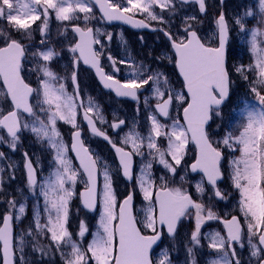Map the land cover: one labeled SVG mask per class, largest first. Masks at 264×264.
Wrapping results in <instances>:
<instances>
[{
	"label": "snow or ice",
	"instance_id": "snow-or-ice-1",
	"mask_svg": "<svg viewBox=\"0 0 264 264\" xmlns=\"http://www.w3.org/2000/svg\"><path fill=\"white\" fill-rule=\"evenodd\" d=\"M193 2L198 3L200 13H206V0ZM179 3L187 4L189 0H179ZM220 3L223 5V0H220ZM92 5L99 6L103 18L107 21H123L134 27L149 26L144 20L134 19L136 14H143L147 19L164 23L163 16L154 12L156 5L161 9L175 10L173 0H30V3L24 4H18V0L17 3H14V0H0V20L6 22L4 27H0V79L6 88L5 96L11 98L12 105V110L0 113V129L6 130L9 138L6 141L4 136H0V142L7 143L15 150L20 142V134L28 130L40 143L46 142L48 148L55 151L53 158L55 169L41 180L37 179L36 165L40 163L39 158H36L34 163L27 152L23 153L28 188L33 192L39 188V195L44 199L43 211L47 214L46 222L42 224L40 211L35 212V235L50 234V239L55 243L57 250L70 248L69 252L61 251L64 264H91L93 260L95 264H154L151 251L161 240L162 227L166 226L169 236L176 237L182 219L191 215L194 209L195 226L190 235L193 247L187 249L188 254L192 255L194 247L201 244L202 225L207 221L219 219L212 207L197 202L180 187H169L166 176H160L158 178L160 183L157 185L151 173V160L142 165L140 175L135 177L143 199L148 201L143 209V219L138 220L133 214V192H129L119 202V211H116L117 194L112 186L109 168L106 162L102 163L98 156H94L89 148L85 147L76 123L78 109L76 98L80 94L79 85L76 83V70L82 61L83 64L96 69L104 87L114 90L116 96L138 101L140 90L145 86H151L152 96L157 100L153 114L149 116L151 125L147 137H142L133 129L123 138V144L130 143L132 151H126L125 147H117L104 131L96 127V121L104 123V118L99 105L91 97L87 106L82 102L79 104V107L85 109L83 118L93 134L108 140L115 148L122 174L129 180L133 179L132 158L134 155H144L142 147L145 140L149 156L158 157V162L173 175L177 174V167L181 165L186 147L191 140L198 150L191 170L203 173L201 180L196 184V191L203 195L206 183L213 190L215 197L223 199V193L217 187L218 182L223 179L220 146L238 148L240 156L232 161L231 179L234 187L241 193L240 210L244 213L246 222L247 245L251 250L250 262L255 258L256 264H264V0H253V3L244 5L245 11L237 14L233 20L240 33L250 35L247 43L253 62L248 65L229 66L227 48L230 41V25L223 10L215 20L213 40L198 35L194 26L197 22L196 16L185 18V34L182 37L165 31L164 34L171 41V48L175 51L173 62L183 78L182 89L179 91L162 72L156 71L144 78L149 69L141 71L139 66L134 68L124 82L116 79L115 75L105 73L100 66L99 53L93 48L94 44L100 43L94 37L93 28L81 27L79 23L74 22L78 21L79 14L83 13V21L87 25L94 18ZM52 13L57 21L69 22L72 31L78 36L75 43L70 44L68 48L72 53L71 80L75 86L74 95L67 93L64 84L57 87L52 83L62 79L49 66L54 59L60 57V52L54 47H49L47 39L40 42L44 50L37 48L31 53L33 59L43 62L37 65V71L43 74L39 87L33 89L21 76L22 61L26 58L28 49L34 47L22 41L25 39L31 41L32 24L36 21H41L37 27L41 35L47 37ZM248 17L257 21L255 26L247 27ZM17 34L20 35L19 39L16 38ZM107 35L111 39V34ZM109 60L112 61L114 72H119V69L115 68L117 61L111 56ZM118 63L125 64L126 61L120 60ZM233 70L248 82L249 91L254 95L255 102L247 98L242 100L244 108L241 111L245 122L239 125V135L227 131L221 139L213 140L211 136L215 133H210L209 122L214 117L222 119L221 109L231 94ZM41 89L43 104L48 106L40 107V113H43L45 118H41L29 103L32 93L34 91L39 93ZM183 89L187 90L186 93ZM148 99L144 98L145 105L148 104ZM177 101L183 108V123L179 118L173 119L170 115V109ZM21 110L32 118L31 121H21ZM90 113H94L95 120ZM158 116L172 119L171 124H162ZM58 120L76 128L72 135L71 151L76 153L78 167L68 156L69 148L56 127ZM124 124V120H119L111 127L117 129ZM163 137L167 138L166 149H162L158 144V139ZM4 155L0 152V158H4ZM166 157H170L171 161ZM11 167L15 168V165ZM99 167L103 168L104 177L103 189L99 193L103 205L99 220L102 231H97L85 249L68 231L69 202L75 195L74 187L78 179L86 175L85 189L79 195L86 208L95 207ZM39 170L42 171V168ZM3 171L4 169H0V173ZM183 179L181 177V180ZM2 185L3 180L0 177V189ZM8 204L10 210L0 217L2 264H16V251L23 252L24 237L21 236L19 243H16L13 220L23 216L26 208L24 203L18 202L15 198L8 200ZM12 210L18 215L14 216ZM114 221L118 223L114 224ZM140 224L144 229L151 230L152 234H144L138 226ZM223 224L227 229L226 237L220 232L205 234V238L210 241L209 248L218 254V258L210 260L209 264H242L233 243L244 247L242 242L244 226L237 216L224 219ZM86 232L87 227L81 221L77 236L83 238ZM28 235H33L32 229H29ZM37 248L42 254L46 252V249L34 245V250ZM155 264H171L167 249L162 251V258L155 261ZM193 264H196L195 260Z\"/></svg>",
	"mask_w": 264,
	"mask_h": 264
},
{
	"label": "rangeland",
	"instance_id": "rangeland-1",
	"mask_svg": "<svg viewBox=\"0 0 264 264\" xmlns=\"http://www.w3.org/2000/svg\"><path fill=\"white\" fill-rule=\"evenodd\" d=\"M211 6L218 9V2H215L214 0H209ZM236 2V5L234 6ZM14 3H17V0H14ZM24 3H30V0H18V4H24ZM253 3V0H235L228 1L223 6V11L226 14V19L229 21L230 25V44L228 45L230 53H232V57H234V63L233 65H239L244 64L248 65L253 62V56L250 52L249 45L247 41L250 39V35L245 33H240L238 30V27L233 23L234 18L237 16V14H242L245 11L244 5ZM176 6V4H175ZM154 12L158 15H162L164 20L167 16L174 15H181L182 10L181 8H175L174 11H170L168 8L161 9L158 5L154 7ZM83 13H80V19L78 21H74L75 23H84L83 21ZM136 15H142L145 19H147L143 14H136ZM192 15V13H191ZM149 21H153L150 19H147ZM247 20L253 21L251 17L246 18ZM0 27H4L6 25V22H2L0 20ZM159 21V20H155ZM256 21V20H255ZM91 20L87 23L89 24ZM160 22V21H159ZM257 22V21H256ZM3 24V25H2ZM34 24V23H33ZM32 24V26H33ZM41 24V21H36L34 25V31L32 33V39L30 42L36 43V46L34 49H31L30 52H28V55L26 56L24 60V67L26 68L24 71V75L27 78L30 83H35L34 87L37 89L39 87V81L43 77V74L41 72L37 71V65L38 63H43L42 61H38L32 58L31 53L35 52L37 48H40V50H44L40 42L42 39L48 40V46L54 47L56 51L60 52V57L54 59L51 64L49 65L52 70L59 76L62 77V79H57L53 81L54 86H59V84H64L66 91L69 95H72L71 90L68 89V85L70 82L71 77V70H70V60L72 59V53L68 51L69 45L73 44L74 37L68 30H66V27H70L71 24L69 22H61L57 21L55 19L54 13L51 14L49 19V35L47 37L42 36L40 39H35V33L40 34L38 25ZM98 26L99 32L102 30V24L98 21L96 22ZM183 29L185 25L183 24ZM252 26H249L251 28ZM215 23L214 21L211 22V34L212 38L214 39V32H215ZM108 32H106V40L103 39L100 41V47L104 50L106 48L110 49L115 46V44H119L121 46H124L126 44L125 37L122 35V32H118L117 35L111 34V39L108 38ZM41 35V34H40ZM17 38H20V35L17 34ZM25 41L28 42V40L25 39ZM127 47H129L127 45ZM127 52V50H126ZM128 56V55H126ZM167 53L166 51L163 53H159L157 55H143L141 54V59L138 62L139 67L149 69L147 72V75L153 74V72L159 71L162 72V69H168L170 68V64L167 60ZM126 61L125 64H122L124 68H122L123 73L127 72L128 75L134 71V63L133 62H127V59H123ZM134 60V58H133ZM120 61V60H118ZM117 61V62H118ZM120 64V63H119ZM121 65V64H120ZM232 78H233V84L231 87V94L229 97V100L227 104H225L224 108L221 110L222 113V119L221 118H215L211 125L210 133H215L211 136V138H216V140L221 139L224 134L222 131L223 126H228V131H233L235 135H239V125L241 123H244V114L241 111V109L244 108V104L242 102L243 98L249 99L251 102H255L254 95L249 91V84L247 81L242 79L239 74L235 73L234 70L231 72ZM146 78V77H145ZM169 80L171 82H174V80L171 78V76H168ZM79 88H81V93L84 98V105L87 106L89 97L92 98V100L99 105L100 112L102 111L100 109L101 103L103 105L113 106L114 111L111 114V118L118 120L120 118L126 119V127L121 128L116 132L115 135H113L115 141H117L120 145L123 147H127L132 151V145L129 143L128 145L123 144V138L126 134L130 133L131 131H134L136 133H139L142 137H147L151 121L149 119V116L153 114V109L151 102L156 101V98L152 96L151 92V86H145L143 89L145 92V95L143 96V100L139 106H134L133 108H130L128 106L124 107L122 104H115L113 103V100L110 98H102V95L98 93L96 85L91 81L90 77L86 74L80 73L79 75V82H78ZM147 89V90H145ZM179 90H181L179 86ZM178 90V91H179ZM148 97V104L145 105L144 98ZM180 102H176L172 108L171 118H179V113L182 109V107L179 106ZM31 105L34 107L35 111L38 115L41 116V118H45L43 113H40V107L43 106L47 108L48 106L46 104H43V91L40 90L39 93L34 91L33 98L31 99ZM10 109V105L6 99L5 94L2 92V89L0 87V113H5ZM92 116L95 117L94 113H90ZM104 118V123H100L99 125L101 128L104 127L107 131H111L110 123L107 121V118ZM20 119L22 122L25 121H31V117L24 118L22 115H20ZM159 119V118H158ZM180 119V118H179ZM172 122V119H169L166 122H161L162 124L170 125ZM78 125V121H76ZM220 126L219 128L217 126ZM60 135H63L65 139H68L70 136V133L72 130L76 129L72 125L66 123L65 121H57L56 125ZM0 136H4L5 140L7 141L9 138H7L5 135H3L0 131ZM161 139H166V137H163ZM19 144L17 145V148L15 150H12L7 143L0 142V152H3L4 158H0V169H4L2 173H0V177H2L3 185L2 189H0V217L4 213H7L9 209L8 200H11L15 198L18 202L24 203L26 212L23 216H20L19 219L13 220L14 227H15V237H16V243H19V239L21 236L24 237V245H23V252H20L19 250L16 251V262L18 261L20 264H64V258L61 255V251L63 252H69L70 248H62L61 250H57L55 243L51 241L50 234H40L35 235L36 228H35V221L34 216L35 212L37 210L40 211L41 217L40 222L43 224L46 222L47 214L43 211L44 209V199L43 196L39 195V188L33 192L28 188L27 181L23 177V159H22V151L27 152L29 154V157L33 158V161L35 163L36 158H39V165H36L39 171L40 180L43 178H46L51 171L55 169V164L53 163V158L55 156V151L50 150L48 148L47 143H40L35 135L31 133L28 130H24L19 137ZM89 144L97 146V154H103L104 149L101 148L100 145H98L94 139L92 138H86ZM64 141V140H63ZM160 140V147L162 149L167 148V142L166 145H164V142ZM67 144L68 142H64ZM159 143V141H158ZM147 140L144 141V145L142 147V151L144 152L143 156L135 155L136 160V171L134 173V178L136 176H139L141 173L142 165L151 160L152 162V168L151 173L153 176V179L156 180L157 185H159V177L160 176H166L167 180L172 177V180L174 181V188L180 187L184 191L188 190L189 187V177L187 172V147H186V154L181 162V165L177 167V174L173 175L169 178L168 176L170 173L167 172V170L164 168L162 164L158 162V157L153 158L152 156H149V150L147 149ZM224 147V146H223ZM228 149V154H230L229 158V164L228 168L230 173L232 174L233 171V165L232 161L240 156V152L238 148H234L233 150L231 148ZM69 156V155H68ZM193 157V152L191 150V159ZM171 161L170 157H166ZM111 178H112V186L117 194V202L119 203L120 199L128 192L129 187L127 184L124 183L122 178H120V174L118 167L116 164H114L112 161L108 164L106 162ZM11 165H15V168L11 167ZM42 168V171L39 169ZM101 168V173L99 175V193L102 192L103 189V183H104V177H103V168ZM155 172V176H154ZM181 177L184 179L181 180ZM135 180V179H134ZM201 178L198 176L191 175V190H193L194 194L203 200V202L209 206H212L213 211L219 214H228L230 212H236L242 213L244 217V213L240 210V201H241V193L238 189L234 187L232 179L227 180L225 185L223 186V193L224 198L217 200L215 199L213 193L206 192L201 195L196 191V184L198 181H200ZM82 185V182L80 179H78L77 183L75 184L74 191L75 195L72 197L71 201L69 202V220H68V231L72 233V238L74 240H77L83 248H87L88 244L92 241L95 234L98 230L102 231L99 226V220L100 215L103 211V205L100 200L99 194H98V208L93 214H86L83 213V211L80 209L78 199L76 198V191L79 190L80 186ZM131 189L134 191L135 195L138 196L137 202L135 204L137 209V215L140 220L143 219V209L147 206L148 201H145L143 199V194L140 192V189L136 183V180L133 181L132 185L130 186ZM200 201V200H199ZM117 203V205H118ZM18 207V205H17ZM223 208V209H221ZM15 215H18L15 210H12ZM117 211V208H116ZM83 221L87 227V232L85 233V236L83 238H80L77 236V233L80 229V223ZM1 222V219H0ZM115 223V221H114ZM214 225H211L210 227H203L201 229L202 232V239L201 244L199 246L194 247L193 254L191 255V264H193V260H195L196 264H209L210 260L218 258V254L215 252V250H211L209 248L210 241L205 238V234L212 233V232H218ZM29 229H32L33 235H28ZM194 230V223L193 226L191 224V229L189 227L188 221L184 219L179 228L178 233L174 239H172L171 242H169V250L167 248L161 249L162 251L167 249L168 255L171 256L169 258L171 260V264H189L188 260V252L187 249L189 247H193V245L189 244V235ZM219 230V229H218ZM220 232V231H219ZM255 240V238H254ZM242 242L244 243V247L241 248L239 245H234L236 248L237 256L241 259L242 264H255L256 260L255 258L251 259L250 262V248L247 245V233L244 231L242 233ZM34 245H38L39 247H42L46 249L45 253H41L39 251V248L34 250ZM162 251H160L158 254L162 258ZM158 254H157V260H158ZM91 264H95V261H91Z\"/></svg>",
	"mask_w": 264,
	"mask_h": 264
},
{
	"label": "flooded vegetation",
	"instance_id": "flooded-vegetation-1",
	"mask_svg": "<svg viewBox=\"0 0 264 264\" xmlns=\"http://www.w3.org/2000/svg\"><path fill=\"white\" fill-rule=\"evenodd\" d=\"M175 4H176L175 8H181V10H182L181 15L179 14L176 16V15L172 14L171 16H167L166 19L164 20V23H161L159 21H149V20L145 19L142 15H140L141 18L145 19L151 25L152 29L149 32H147V31H134V30H130V29L121 28L119 26H112V27H109L107 29V31L112 35H117V33L120 32V30H122L124 32V37H125V41H126V44L124 46H121L119 44H115V46L113 48H110V49L106 48L104 50H101L100 52L97 51L100 49H98V48L96 49L97 46L95 44V49L99 53L100 60L104 61V62H102V66L105 69L107 74L115 75V78L119 79V80L123 79L121 77H124V73H123L122 68L115 66V68L119 69V72H114L112 61L109 60V56H111L112 59H115V58H119L121 56L128 55L129 57L134 58L137 60V62H139L141 59V54L146 55L145 52H149L151 55H157L159 53H162V52L164 53L166 51V53L168 54V57L170 59V63H169L170 68L165 69L166 71L164 72V74L166 76L171 75L174 78L175 71H174L172 64H171L173 59H172V56H171V53L169 50V40L167 39L166 35L164 34L165 31L171 32L176 37H182L185 34L183 26H182L184 24L185 18L191 17V16H196L197 22L195 23L194 26L197 30L198 35L201 36V38H205V39L210 40L211 35H212L211 34V22L213 19L210 11H207L206 13H200L197 11V9L194 5H192V8H191V4H188V5H181L179 3H175ZM207 9H208V5H207ZM191 13H192V15H191ZM127 45L129 47H127ZM126 50H127V52H126ZM105 60H108V62ZM72 68H73V66H72ZM78 68H79V72H84V73L90 75V73H88L85 70H83L82 68H80V66H78ZM77 77L79 78L78 72H77ZM171 84L173 86V82H171ZM113 103H115V102H113ZM115 104H122V105H124V107L128 106L127 105L128 103L124 104L123 102H119V103H115ZM101 108H102L101 114L105 118H107V121L109 123L113 122L114 119L111 118V114L114 111L113 110L114 107L108 106V105H103L101 103ZM96 125L97 126L99 125L98 121H96ZM100 130L104 131L109 138H111L112 134H114L111 131H107L105 129V125ZM61 137L63 138L64 142L65 141L68 142L66 145L69 147V142H70L69 138L65 139V137L63 135H61ZM82 137H83V141H84L85 145L89 148V150L92 152V154L94 156H98L100 158L102 163L107 162L109 164L110 161H112L115 164V162H116L115 157L112 154V152H110V149H109L110 143L108 142V140H105L101 136H91V135H86L85 133H82ZM86 137H90V138L94 139L98 145L100 144V146H102V149H104L103 154H101V155L97 154V152H96L97 146L89 144L88 141L86 140ZM23 153L24 152L22 151L21 156H22V159L24 162ZM189 164H191V144L189 146L188 165ZM22 172H23L24 179H26L25 178V172H24L23 168H22ZM188 177H189L188 193L191 195V172H188ZM82 178H81V180H82ZM37 179L40 180L39 171H37ZM171 185L172 184L169 182L168 186L171 187ZM217 187H219V189L221 191H223V186L219 185ZM208 189H211V188L209 187ZM218 199H220V198H218ZM202 203H204V202H202ZM205 206L209 207V205H207V204H205ZM210 207H212V206H210ZM221 209H223V208H221ZM189 216H190L189 226L191 229V215H189ZM222 216L224 219H226V218H229L230 215L223 214ZM239 219L241 220L240 217H239ZM190 235H191V233H190ZM190 235H189V244L191 246ZM152 259H153V257H152ZM158 259H160V258H158ZM188 260H189V264H191V255H189V254H188ZM153 261L154 262L157 261L156 256L154 257ZM16 264H20V263L17 261Z\"/></svg>",
	"mask_w": 264,
	"mask_h": 264
},
{
	"label": "water",
	"instance_id": "water-1",
	"mask_svg": "<svg viewBox=\"0 0 264 264\" xmlns=\"http://www.w3.org/2000/svg\"><path fill=\"white\" fill-rule=\"evenodd\" d=\"M191 1H193V0H189V2H191ZM95 7H96V9H97V11L99 12V14H100V16L103 18V14H102V12L100 11V9H99V6L98 5H94ZM104 19V18H103ZM105 20V22L106 23H119V24H122V25H124V26H126V27H131V28H133V29H137V30H139V29H149V27H134L132 24H128V23H125V22H123V21H107L106 19H104ZM74 33V32H73ZM74 35L76 36V39H78V36H77V34H75L74 33ZM172 49V48H171ZM172 52H173V54H174V56H175V51H174V49H172ZM81 63H82V65L83 66H85V67H87V68H90L92 71H93V73H94V75H95V77H96V79H97V81H98V83L101 85V87L104 89V90H107V91H110L116 98H118V99H129V100H132V101H135V100H133V99H131V98H127V97H118V96H116V94H115V92H114V90H111V89H108V88H106V87H104V83H103V81L100 79V77H99V75L97 74V71H96V69L94 68V67H92V66H90V65H85V64H83V62L81 61ZM176 67V66H175ZM176 70H177V72H178V74H179V76H180V78H181V80H182V82H183V78H182V76L180 75V73H179V69L178 68H176ZM2 84H3V80H2ZM3 86H4V84H3ZM73 86H74V84H73ZM4 89H5V91H6V88H5V86H4ZM74 90H75V86H74ZM185 90V93H186V89H184ZM31 97V96H30ZM30 97H29V99H30ZM8 98V100H9V102L11 103V98L10 97H7ZM77 100H78V97H77ZM21 112H22V110H21ZM23 113V112H22ZM24 115H26V116H29L27 113H23ZM182 119H183V110H182ZM83 120H84V118H83ZM84 123H85V125L87 126V128H88V130L91 132V133H93L92 131H91V128L88 126V124H87V121H85L84 120ZM114 129V128H113ZM115 130V129H114ZM5 132H6V130H4ZM74 133V132H73ZM73 133H72V135H73ZM191 143H192V145L194 146V148H195V157H194V160L191 162V165L195 162V159H196V155H197V147H196V145H195V143L194 142H192L191 141ZM72 144V143H71ZM113 150H114V152H115V155H116V159H117V161H118V163H119V156H118V154L116 153V151H115V148H113ZM72 152V155H73V157H74V159H75V161H76V163L78 164V166H79V160L76 158V153L74 152V151H71ZM81 171H82V169H81ZM191 172L192 173H194V174H197V173H199V174H201L202 176H203V173L201 172V171H199V170H197V171H195V172H193L192 170H191ZM121 174H122V170H121ZM85 176V179H87V177H86V175H84ZM122 176H123V174H122ZM123 178H124V180L126 181V182H130L131 180H129L128 178H126V177H124L123 176ZM206 179V178H205ZM84 191V189H82L80 192H79V194L80 193H82ZM79 202H80V206H81V208L83 209V210H85L87 213H93L94 211H95V209H96V206H97V201H96V205H95V207L93 208V209H88V208H86L84 205H83V202H82V198L80 197V195H79ZM119 211V206H118V210H117V212ZM116 223H118V221H116ZM1 226H2V224H1ZM166 227V226H165ZM167 230V229H166ZM155 247V245L153 246V248ZM0 255H1V264H2V245H0Z\"/></svg>",
	"mask_w": 264,
	"mask_h": 264
},
{
	"label": "trees",
	"instance_id": "trees-1",
	"mask_svg": "<svg viewBox=\"0 0 264 264\" xmlns=\"http://www.w3.org/2000/svg\"><path fill=\"white\" fill-rule=\"evenodd\" d=\"M246 24H247V27H249V26H251L253 24V22L251 20H247ZM222 131H223V134H225V132L228 131V126H223L222 127ZM221 148L223 149L222 151H224V159H223V162H222V167H223V169L226 170V167L229 164L228 160L230 158V154L227 153L228 152L227 148L223 147L222 145H221ZM231 149L233 150L234 148H231Z\"/></svg>",
	"mask_w": 264,
	"mask_h": 264
}]
</instances>
